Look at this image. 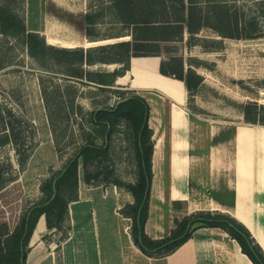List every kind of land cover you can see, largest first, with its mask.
Returning a JSON list of instances; mask_svg holds the SVG:
<instances>
[{"label":"rangeland","instance_id":"374dc122","mask_svg":"<svg viewBox=\"0 0 264 264\" xmlns=\"http://www.w3.org/2000/svg\"><path fill=\"white\" fill-rule=\"evenodd\" d=\"M196 1H199L204 7H207L211 1H226L231 11L236 13L241 21L240 32L245 30L252 33L254 27L257 26L264 34V0ZM2 2L0 0V3ZM29 2L31 5L28 10V23L33 21L31 27L35 26L34 28H36L37 24L45 23L47 17L45 18L43 13L41 0H29ZM8 3H10L9 8L23 17L25 13L23 0H8ZM74 7L78 14H69L56 7L55 4H51L48 9L52 15L72 24V27L81 34L86 35L85 17H81V13L85 11L95 18L94 36L96 39L109 40L107 43L122 41L123 37H128L125 40L131 39L129 36L110 38L127 35L131 31V27L120 20L112 0H77ZM31 10H37L36 18H30ZM253 23L254 25L250 26ZM44 37L46 39V36ZM223 39L215 30L204 27L193 38H190V33L186 31L184 40L159 44L140 43L135 48L138 54L147 55L138 57L158 55L162 57L163 61H168L172 56L182 57L187 71L188 68H192L196 73L205 71L209 75L208 80L199 87L197 98L189 97L185 105L188 113L191 114L192 123L189 135L191 153L195 155L191 158L188 168L189 177L186 183L190 195L187 200H172L168 122L172 100L167 95L157 89L133 88L131 82H126L127 84L115 83V86L110 87L91 81L102 78L104 74L100 73L113 72L118 69L122 71L123 64L119 63L114 64L113 67L104 63L88 65L63 56L57 57L48 54L44 58L47 61L46 65L43 66L31 57L28 47L20 38L0 34V108L10 109L14 113L16 119L10 121L18 122V126L23 124L26 130L24 139L28 140L27 146L31 148L29 160L24 166L19 162L24 155H19L13 144L0 146V166L6 169L8 178L15 179L0 193V222L7 221L12 226L16 225L29 206L43 199L44 195L40 188L42 182L54 172L60 171L77 147L82 144L83 130L81 128L90 131L91 126L83 120L86 113L98 108L111 107L120 101L121 96L133 94L141 95L147 99L151 106L150 127L154 130L156 138L163 135L164 139L162 153L154 171L156 185L153 187V206L157 212L156 216L160 217L158 213L160 211L164 215L162 221L168 224L177 215H181L182 219L184 210L192 203L195 207H192L193 210L188 213L196 209L210 210L209 203L211 201L228 204L229 208L224 209L231 212L237 210L238 194L236 195L234 190H229L232 188H228L229 185L233 186L234 180L235 145L232 142L225 148V154L221 157L225 165L214 172L210 167L209 148L215 142L238 135L239 127L242 124H247L244 120V109L250 101H257L260 105H264V78H257L256 74L248 73L245 70L242 74L245 77L243 81L234 80L231 77L232 74H227L233 72L234 69L237 70V67L245 65L246 58L251 59L255 55L259 56L260 52L247 49V43L253 42L254 39H244L249 40L248 42L243 39L240 41L238 39ZM223 42H225V49L222 52L212 51L213 53L210 55L203 53L206 51L205 48L218 50ZM254 42L260 47L264 46L262 44L264 40ZM46 43L49 44L47 39ZM96 55L99 56V53H94L93 56ZM99 57L117 59L119 55L117 51H108ZM246 65H258L264 71V60L261 58ZM81 74L83 78L74 76ZM237 76L238 74H236ZM109 78L105 77L106 80ZM260 111L264 113V110ZM213 124L221 126L218 129H222V131L218 130L221 132L216 137L212 136L210 132V127ZM127 128V125L122 123L114 136L112 162L115 164L117 172L115 178L118 177L123 182H135L137 165L134 152L125 141L124 131ZM28 129L34 131L33 140L30 137L29 131L31 130L28 131ZM258 160H260L261 166L259 164L255 174L251 167V185L247 205L251 218L256 216L253 183L254 181L256 183L258 178L263 179L264 176L260 175V172L264 173V157L261 156ZM81 173L83 175L82 169ZM110 187H114V185ZM118 190L123 192L122 201L124 199L133 200V196L125 189ZM162 199L165 201L163 204ZM73 206L74 210L75 204ZM222 213L228 214L225 211ZM121 216L123 227L131 226L129 231L131 233L133 221ZM261 218H264V213ZM68 225V221H66L62 225V231L54 232L55 236L46 234L49 237L48 241L53 239L59 241L62 234L69 229ZM221 232L225 234L229 252L226 253L223 264H233L234 255L231 249L234 244H237V240L222 229Z\"/></svg>","mask_w":264,"mask_h":264},{"label":"trees","instance_id":"16d2710c","mask_svg":"<svg viewBox=\"0 0 264 264\" xmlns=\"http://www.w3.org/2000/svg\"><path fill=\"white\" fill-rule=\"evenodd\" d=\"M0 3V34L20 38L28 47V52L41 65H46L48 54L63 56L88 65L98 63L123 64L122 71L100 73L102 78L91 80L105 86H115L117 79L130 69L132 57L147 56L138 54L135 50L140 43H170L184 40L185 33L190 38L197 36L204 27L215 30L221 37L230 39H260L264 38L261 28L254 31L240 32L241 21L236 13L231 11L226 1H211L204 7L196 0H112L122 22L131 27L127 35L110 38L131 37L114 43L93 45L85 49L56 47L47 44L43 35L29 32L26 26L25 13H15L8 6V0ZM25 5V0H23ZM140 10V12H138ZM177 15V16H176ZM85 34L90 41H99L94 36L95 18L89 12L85 15ZM247 24V22H245ZM254 25L251 24L250 26ZM254 32V33H253ZM109 39V38H107ZM218 49L206 51H220ZM108 51H117L119 57H99ZM99 53V56H93ZM158 56V55H157ZM170 62V64H168ZM170 65V66H169ZM173 65V66H172ZM160 72L174 76L186 84L190 98H194L198 88L203 83V77L192 68L185 69L183 58L172 56L162 61ZM76 74V73H75ZM92 74V73H91ZM99 74V73H97ZM83 78V75H74ZM110 77L108 80L105 77ZM93 79V78H91ZM81 109V107H80ZM264 105L250 101L244 109L246 123L264 125ZM151 106L141 95L121 96L120 101L111 107L98 108L86 113L83 120L91 126L90 131L83 130V142L68 159L65 166L54 172L41 184L44 197L41 201L29 206L16 225L7 221L0 222V264H26L30 252V242L39 218L44 215L50 231H62V225L68 221L69 229L58 241V250L70 234L69 205L79 200L80 173L88 186H116L125 189L133 196V202L126 203L120 210L123 217L131 219L132 238L143 253L151 257H164L175 252L187 242L194 232L201 227L221 228L233 239L237 240L244 254L254 264H264V250L256 241L250 230L229 214L210 210H199L182 219H176V228L163 239H152L145 231L149 218V210L154 182L153 156L155 151L154 130L150 127ZM16 119L14 113L0 108V146L13 144L19 155H24L19 161L26 164L30 157V146L24 139L26 132L23 124L10 121ZM84 122V121H83ZM122 123L127 125L124 131L125 141L135 155L137 179L135 182H123L117 176L112 156L114 136ZM31 130V131H29ZM33 140L35 134L28 129ZM27 138V137H26ZM33 144V141H32ZM111 162V164H110ZM11 164V163H10ZM6 175V169L0 166V193L14 182ZM48 235L44 237L48 241Z\"/></svg>","mask_w":264,"mask_h":264},{"label":"crops","instance_id":"0c3cea01","mask_svg":"<svg viewBox=\"0 0 264 264\" xmlns=\"http://www.w3.org/2000/svg\"><path fill=\"white\" fill-rule=\"evenodd\" d=\"M41 4L45 18H48V16L51 14L48 7H50L51 4H55V1L41 0ZM30 5L31 3L29 0H25V19L27 30L29 32H36L43 35L42 30L34 28L35 26L31 27L30 23H28V10ZM57 6L58 5H56V7ZM86 13L87 12L83 11L81 13V17H85ZM257 40L264 39L262 38L252 40L253 42L247 43V49L260 52V55H255V57L253 56L251 59L246 58V64L258 61L260 58L264 60V46L260 47L258 44H256L254 41ZM244 41L248 42L249 40ZM262 44L264 45V42ZM224 49L225 42H223V48L219 52H222ZM203 53L205 55H210L213 52L203 51ZM136 60L141 61L136 63L138 66L139 78H137V76L132 73L135 64L134 62H136ZM162 61L163 59L161 56L132 57L130 69L127 71L129 75L127 83L131 82V87L133 88L145 90L157 89L172 100L168 115L170 133L169 160L172 174L171 198L172 200H187L188 196L190 195V191L186 186L188 180L187 178L189 177L188 168L191 158L195 156L191 153V142L189 135L190 126L192 123L191 114H189L185 108L189 95L184 81L175 77L164 75L160 72ZM246 64L241 65L240 68L237 67V70L234 69V73L228 72L227 74H232L231 77L234 80L240 81L245 80V77L242 76L245 71L248 73L250 72L251 74H256L257 78H264V71L260 66H250ZM152 72L169 78L173 82L172 86L175 88L174 92L149 83L148 77L152 74ZM198 74L203 77V83L208 80L209 75L205 71L202 73L198 71ZM236 74H238V76L241 75V77H236ZM197 96L198 95L196 93L194 99H196ZM220 127L221 126H216L213 124L210 127L211 135L216 137L222 131V129H218ZM160 137L162 138L160 149H158V145L155 141V151L153 156L154 171L155 165L157 164V159L159 160L162 153L164 139L163 135L159 136V138ZM232 142L235 145V158L233 160L234 180L233 186L229 185L228 188H232L229 190H234L235 194H238L237 209L244 212L249 221L253 222H251L253 225H256L258 228L260 227L264 231V218H261L262 213H264V173L262 172H260V175L263 176V179L258 178L257 182L255 183L254 181L253 183L255 195L254 213L256 215L254 218L249 216V210L247 207L249 203V187L251 185V171L253 169L254 174L256 173V170L259 168L258 166L260 164V160L258 159H260L261 156L264 157V125H255L250 123L242 124L239 127L238 135L236 134L234 138L231 137L229 139H224L213 143L209 148L208 154L211 171L214 172L224 167L225 164L221 157L223 154H225V148L232 144ZM176 158L178 160L181 159L187 161V168L185 171H179L178 175L174 173V168L172 167L174 159ZM155 178L156 176L154 177V181ZM237 185L240 188L239 193L237 191ZM87 186L88 185L85 183L82 173H80L79 200L73 201L69 205L71 230L69 237L64 242H62L60 250L57 251L59 247L58 240H44L46 234H54L56 231H50L48 229L46 218L44 215H42L37 222L33 236L31 238V248L26 264H223L226 253H229L227 240L224 237L225 234L221 232V228L201 227L194 232L193 236L187 242H185L172 254L164 257L148 256L143 253L141 249L134 243L132 235L129 232L131 226L126 225L123 227V218L119 210L126 203L133 202V200L124 199L122 201L121 198L123 192L119 191L116 186L105 187V190L100 186L98 188H93L94 186ZM175 189L178 190V195L176 196L174 193ZM161 201L162 204L165 202L164 199ZM73 204H75L74 210L72 209ZM153 205L152 186L149 218L145 225V231L152 239H163L169 236L176 228L175 221L176 219H181V215H177V217L166 224L162 221V217H164L163 213L159 211L158 213L160 214V217H157V212H155ZM192 207H195L193 203L184 210L185 212L182 215L183 218L200 210L196 209L191 213H188V211L193 210ZM209 207L210 211H225L241 222L237 216L233 214V212L228 209H224L229 208V205L225 204L224 202L211 201L209 203ZM42 220L44 222L43 229H45L42 231L35 243L34 235L38 225L42 222ZM241 223L245 225V223ZM245 226L247 227V225ZM55 235L56 234H54V236ZM256 241L264 250L262 242H260L258 239H256ZM231 251L234 255L233 264H238V261L241 262L242 258H244V253L238 242L236 245L234 244Z\"/></svg>","mask_w":264,"mask_h":264},{"label":"bare ground","instance_id":"6f19581e","mask_svg":"<svg viewBox=\"0 0 264 264\" xmlns=\"http://www.w3.org/2000/svg\"><path fill=\"white\" fill-rule=\"evenodd\" d=\"M54 1H55V4L58 5L57 7H59L61 10H65V11H67V13L73 14V15L74 14H78L77 13V9L74 7V5L77 2V0H54ZM37 13H38L37 10H31L30 11V18L31 19L33 17L36 18ZM32 22H30L31 26H32V24H31ZM72 26L73 25L70 24L69 22H67L65 20H62V19H59L58 17L50 14L48 16V18L46 19L45 23L37 24L36 28L39 29V30H42V33L44 34V36H46L47 42L49 44H52V45H55V46H58V47H64V48L84 47L85 48V47H90V46H93V45L97 46V45L105 44V43L109 42V40L108 41L107 40L90 41L89 39H87L86 35L81 34L77 29H75ZM126 38H128V37H126ZM126 38L123 37L121 39L125 40ZM139 61L140 60H136V62H134L135 64H134V68H133V72H132L133 74H135L137 76V78H139V72H138V66H137L136 63H138ZM113 66H114V64L113 65L110 64V67H113ZM128 79H129V75L126 72L125 75L118 77L117 83L125 84L128 81ZM148 81H149V83H151L154 86H159V87H162V88L167 89V90L169 89L172 92H174V90H175L174 86H172L173 82L169 78L164 77V76H162L160 74H156L155 72H152V74L148 77ZM155 141H156V143L158 145V149H160L161 143H162V138L161 137L159 138V136H158L155 139ZM247 156H248V154H247ZM157 161H158V159H157ZM172 167L174 168V173L176 175H178L179 171H185V169L187 168V161L186 160H181V159L178 160L176 158V159H174ZM177 180H178V176H177ZM155 185H156V183L154 181L153 187H155ZM93 188H98V187L94 186ZM177 189L174 190L175 196L178 195V193H177L178 190ZM237 191H238V193L240 192V188H239L238 185H237ZM73 207L74 206H72V209H73ZM233 214H235L237 216V218L241 222H243V223H245V225H247L248 229L253 234V237H255L260 242H262V245L264 246V231L260 227L258 228L256 225H253L252 224L253 222L251 221L252 222L251 223L249 221V219L247 218V216H246V214L244 212H242V211L237 209V210H235L233 212ZM43 223L44 222L42 220V222L38 225V228H37V230L35 232V235H34L35 243H36V240L38 239V237L40 236V234L42 233V231L45 229V228L43 229ZM237 263L238 264H254L247 257L246 254H244V258H242L241 262L238 261Z\"/></svg>","mask_w":264,"mask_h":264}]
</instances>
